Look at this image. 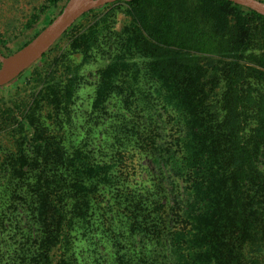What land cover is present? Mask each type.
Instances as JSON below:
<instances>
[{
  "label": "trees",
  "instance_id": "trees-1",
  "mask_svg": "<svg viewBox=\"0 0 264 264\" xmlns=\"http://www.w3.org/2000/svg\"><path fill=\"white\" fill-rule=\"evenodd\" d=\"M48 1L59 11L67 2ZM125 2L157 89L136 101L144 113L117 115L128 129L109 146L42 161L48 179L18 165L0 194V264H247V254L264 264V70L247 56L264 38V15L230 0ZM40 19L32 14L15 49L0 32V52L31 40L48 24L30 34ZM13 105L1 110L5 125L26 124L34 104L20 115ZM132 150L149 163V185L134 177Z\"/></svg>",
  "mask_w": 264,
  "mask_h": 264
},
{
  "label": "rangeland",
  "instance_id": "rangeland-1",
  "mask_svg": "<svg viewBox=\"0 0 264 264\" xmlns=\"http://www.w3.org/2000/svg\"><path fill=\"white\" fill-rule=\"evenodd\" d=\"M58 12L48 0H0V32L9 39L5 49H15L27 40L20 31L33 13L41 19L30 29V34ZM130 21L124 0L94 8L77 19L43 57L0 88V194L7 191L3 183L22 175L17 167L24 160L31 162L33 176L43 173L48 179V170L42 171L40 166L42 161L61 160L84 145L94 150L100 145L109 146L116 129H128L118 125L117 115L144 113L136 101L150 100L156 86L150 88L144 75L151 58L136 46L129 30ZM92 25L102 32L89 30ZM259 32L262 34V30ZM247 56L252 66L264 70L263 37L255 41ZM251 80L258 83L256 76ZM52 90L56 92V100ZM210 94L211 98L217 97L215 91ZM11 103L21 108L27 103L34 104L26 124L20 125L9 118L12 126L5 125L6 116L1 110ZM155 107L163 111L161 105ZM21 108L14 106L18 114ZM161 124L157 122L155 127L162 130ZM103 128L106 132L102 134ZM48 142L54 149L51 156H48ZM43 144L46 146L41 147ZM28 148L31 150L26 152ZM127 162L136 166L134 177L139 183H151L149 163L142 153L135 150ZM258 162L264 169V148ZM5 164H8L6 172L2 169ZM252 260L251 254H247L245 263Z\"/></svg>",
  "mask_w": 264,
  "mask_h": 264
},
{
  "label": "water",
  "instance_id": "water-1",
  "mask_svg": "<svg viewBox=\"0 0 264 264\" xmlns=\"http://www.w3.org/2000/svg\"><path fill=\"white\" fill-rule=\"evenodd\" d=\"M121 0H67L58 14L31 40L10 54L0 52V87L38 61L84 13ZM130 1V0H124ZM264 15L263 0H230Z\"/></svg>",
  "mask_w": 264,
  "mask_h": 264
}]
</instances>
